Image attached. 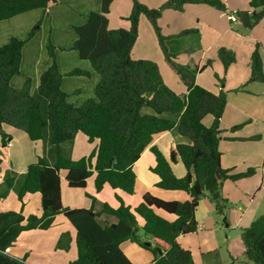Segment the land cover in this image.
Here are the masks:
<instances>
[{"label":"trees","instance_id":"16d2710c","mask_svg":"<svg viewBox=\"0 0 264 264\" xmlns=\"http://www.w3.org/2000/svg\"><path fill=\"white\" fill-rule=\"evenodd\" d=\"M113 1L99 0L101 11L91 12L85 24L74 26L77 40L70 49L82 60L89 61L93 71L100 76L95 97L80 106L69 102L68 94L62 89L63 79L65 76L89 78L91 73L76 68L62 74L57 47L51 37L47 41L51 65L42 73L36 90L32 92L30 77L21 89L11 83L13 78L21 75L23 48L40 31L43 18L25 39L13 36L0 47V127L8 125L22 130L33 142L44 143V155L31 164L26 173L9 170L0 185V199L14 190L21 202L27 194L39 193L42 203L40 216L32 214L26 218L22 212H0V264H28L26 258L9 255L8 248L24 231L50 229L57 215H63L76 230L78 257L68 264H133L121 248L125 242L150 250L154 256L153 264H195L191 251L182 248L178 238L198 231L196 212L200 201L207 196L217 214L225 216L228 200L222 193L223 183L256 172L250 168L244 173L233 174L222 167L220 125L227 94L223 89L214 94L197 84L198 68L176 61L177 55L170 53L167 47L169 38L163 35L159 25L166 9L183 11L187 5L203 4L226 11L225 4L221 0H166L159 8H150L139 0H131L132 11L127 17L130 28L111 29L109 14ZM248 2L250 28H253L264 20V0ZM58 3L59 0H0V22L37 9L43 10L45 17L51 5ZM142 16L153 27L167 63L187 86V94H177L165 83L156 62L133 59L132 50L139 36ZM194 32L196 30H185L175 37ZM218 55L225 71L235 62V54L230 50L222 48ZM250 80L264 82L259 44L252 55ZM145 109L151 113H146ZM208 115L213 117L210 127L203 122ZM241 127L235 126L231 130ZM175 129L188 141H169L167 155L156 146L151 147L157 136ZM0 133L5 148L9 138L2 130ZM79 133L91 143L97 141L98 147L90 156L74 160L71 150ZM259 139V135L250 138ZM148 148L155 158L151 171L158 177L156 188L184 192L189 196L188 200L167 201L147 192L134 209L121 199L118 207L105 204L100 213L93 208L64 207L61 171L66 172L65 181L70 189H85L88 179L95 174L97 192L109 186L134 195L137 176L133 165ZM2 163L0 157V171ZM175 164L185 166L186 176L175 175L172 168ZM103 214L114 216L118 221L103 226L99 223ZM138 217L143 220V229L152 238L154 247L146 246L138 237V229H134L138 226ZM241 237L246 259L253 264H264V216L257 217L243 229ZM68 242L69 238L64 234L57 247L68 249Z\"/></svg>","mask_w":264,"mask_h":264},{"label":"crops","instance_id":"0c3cea01","mask_svg":"<svg viewBox=\"0 0 264 264\" xmlns=\"http://www.w3.org/2000/svg\"><path fill=\"white\" fill-rule=\"evenodd\" d=\"M95 1L85 0L82 7H77L72 0L70 8H67L65 1L61 0L57 8L51 6L48 9V12L53 14L52 23L55 25L54 30L56 29L53 31L52 41H54L55 46L60 48L58 50L61 54L63 53L62 50L70 49V46L77 40V34L75 35L69 30L68 33H70L71 39L62 42V32L57 30L62 25L64 26L65 22L72 26L85 24L92 10L98 9L95 6ZM139 1L150 8H159L166 0ZM221 1L225 4L226 11H220L203 4L187 5L183 11L166 9L159 20V25L163 35L169 38L167 47L170 53L177 55L176 61L181 65L198 68L197 84L214 94H219L222 89L227 94V105L220 125L222 133L219 149L222 153V167L231 170L233 174L244 173L250 168L256 170V173L251 177L236 181L226 180L222 186L223 196L227 200L236 203L235 209L231 210V213L227 211L224 220L228 222L226 225L228 232L225 231V237L228 241L233 240L232 244L229 245L230 252H236L235 254H237L239 249L242 250V247L245 251L241 232L257 218L260 207L255 211H253V207L256 199L264 189V142L263 139L259 141L250 140L253 136L264 135V124L259 125L264 120V82L250 80L252 55L258 44L260 45L264 72V20L250 28L251 8L248 0ZM131 11V0H114L109 14V27L111 29H129L130 23L126 19ZM230 11L239 12L238 22L232 23L228 19L226 12ZM33 13L35 14L31 15L30 11L0 22V47L8 43L13 36L24 39L28 35L33 22L37 21L39 17L41 18L44 11L37 9ZM237 27H240L241 30ZM245 27L251 31L248 35L242 29ZM190 29L196 30V32L179 38L175 37ZM43 30L44 26L23 48L21 75L13 78L11 82L16 89H21L26 78L30 77L32 78V92H34L40 84L42 73L51 65V59L48 55L41 56L42 48L47 53V36L44 35L41 45L40 38L38 40V37H42ZM36 41H38L36 46L39 45V49H41L39 55L35 53L37 49L34 48V43ZM222 48L235 54V62L227 71H225L218 55L219 50ZM68 55L71 62L64 61V57L57 59L62 74L66 75L76 68L91 73L89 78L65 76L63 79L62 89L68 94L69 102L75 106H80L86 100L95 97V88L100 76L93 71L89 61L78 58L76 54L71 53ZM132 57L133 59H148L156 62L165 83L173 91L180 95L188 93L187 86L167 63L154 29L144 16L140 19L139 36L132 50ZM205 65L207 67L202 70L201 68ZM222 81L223 84H221ZM144 111L151 113L149 109ZM203 122L207 127H210L213 124V117L208 115ZM239 125H242L240 129L230 130L231 127ZM1 130L5 132L9 139L7 146L4 148L0 133V157L3 161L0 171V185L4 182L7 171L13 170L20 174L26 173L29 166L36 163L39 157L44 155L42 142H33L24 131L8 125H2ZM172 140L188 141L186 138L179 136L175 129L157 136L151 147L156 146L167 155L166 145ZM87 141V137L83 134L76 135L71 150L72 159L79 160L88 157L97 150V141L92 143ZM78 145L85 149L79 155L76 153ZM154 164L155 158L150 148H148L133 165V170L137 176L135 194L125 197H119L115 193L118 190H113L109 186H105L100 192H97L94 186L95 174L90 177L91 179H88L85 189H70L65 181L66 172L61 171L62 203L64 207L70 209L93 208L95 212L100 213L103 211L105 204L113 208L118 207L120 199L131 209H134L141 203L143 195L147 192H151L167 201L188 200L189 196L184 192H170L156 188L158 177L151 171ZM172 168L179 178L187 174V169L182 164L172 165ZM103 196H107L108 199L106 200ZM204 199H207V196ZM263 202L264 196L261 197L259 205ZM8 211L22 212L26 218L32 214L40 216L42 214L41 195L39 193L27 194L21 202L17 193L12 190L5 198L0 199V212ZM217 215L212 202L200 201L196 212V219L199 224L198 231L178 238L181 247L191 251L195 264H224L222 260L219 262L212 261V256L219 250L217 232L220 226ZM163 216L172 219L167 214ZM99 221L106 225L116 223L118 220L114 216L103 214ZM64 234L69 238L68 249L57 247L58 241ZM183 244L188 245L184 247ZM133 245L136 244L125 242L121 246L130 261L133 264L148 262L149 257L140 254V252H134L136 250ZM138 247L140 248V246ZM232 247L235 248L234 251ZM126 250L129 251L130 255ZM7 253L20 259L26 258L28 264H68L78 257L76 230L63 215H57L52 227L48 230L35 229L22 232L14 245L8 248ZM135 254L141 256V259L133 257Z\"/></svg>","mask_w":264,"mask_h":264},{"label":"rangeland","instance_id":"374dc122","mask_svg":"<svg viewBox=\"0 0 264 264\" xmlns=\"http://www.w3.org/2000/svg\"><path fill=\"white\" fill-rule=\"evenodd\" d=\"M60 1L61 0H59V3H60ZM65 1V4H66V6H67V8H70V4H71V2H72V0H63V2ZM67 1V2H66ZM74 2H75V5L77 6V7H82V5H83V2L85 1V0H73ZM132 2V1H131ZM52 7H56L57 8V6H59L58 4H53V5H51ZM95 6L96 7H98V9L96 10V9H93L92 10V12H100L101 10H100V8H101V6H100V3H99V0H96L95 1ZM36 12V11H35ZM32 14H35V13H33V11H31V15ZM44 15V14H43ZM38 17H39V14H38ZM41 18H43L42 19V25H41V29L43 28V26H44V30H43V32H42V37H38V40H39V38H40V45H41V43H43V40H44V35H46L47 36V41H48V37H51V41H52V35H53V31H55L54 30V26L55 25H53V23H52V20H53V14H51V13H49L48 12V15L47 16H45V17H41ZM40 17L38 18V20L37 21H39L40 19H41ZM127 21H129L128 19H126ZM37 21H35V22H33V26H32V28L35 26V24L37 23ZM64 23V22H63ZM62 23V24H63ZM130 23V22H129ZM246 28V29H245ZM245 28H242L243 29V31H244V33L246 34V35H248L249 34V32L251 33V31H250V29H248L247 27H245ZM40 29V30H41ZM116 29H119V28H116ZM237 29H239V30H241L240 29V27H237ZM69 30L71 31V32H73V34H75L76 35V33H75V30H74V26H72V25H68L67 24V22H65V24H64V26L62 25L57 31L58 32H62L61 33V41L62 42H64V41H69V39H71V35H70V33H68L69 32ZM64 31V32H63ZM39 36H41V35H39ZM27 37V36H26ZM25 37V38H26ZM24 38V39H25ZM76 38H77V35H76ZM38 41H36L35 43H34V48L35 49H37L36 51H35V53L37 54V55H39L40 54V51H41V49H39V45H37L36 46V44H38L37 43ZM45 42H46V40H45ZM52 43L54 44V41H52ZM70 45H72V44H70ZM57 47V46H56ZM71 47V46H70ZM58 49H60V48H58L57 47V50H56V55H57V59L59 58V57H64L65 59H63L64 61H67V62H71V59H70V57H69V55L68 54H76V56L79 58V56H78V54L76 53V51H73V50H71V49H69V50H62V54L59 52V50ZM61 54V55H60ZM48 54L46 53V51H45V49H43L42 48V52H41V56H47ZM49 56V55H48ZM262 122V123H261ZM260 123H259V125H263L264 124V120L263 121H261ZM240 126H242V125H240ZM233 127H231L230 128V130L232 129ZM232 131V130H231ZM261 135V136H260ZM259 136H260V139L262 140L263 139V142H264V135L263 134H259ZM259 139V140H260ZM258 140V141H259ZM88 142V141H87ZM41 145H44V143L42 142L41 143ZM77 149H76V153H77V155H79L80 153H82V151H84L85 149H82V147L80 146V145H78L77 147H76ZM79 159V158H78ZM256 173V172H255ZM254 175V174H253ZM252 176V175H251ZM251 176H248V177H251ZM92 177V176H91ZM248 177H243V178H248ZM91 179V178H90ZM115 193L116 194H118V196L119 197H125V196H127V194H125V193H123V192H121V191H115ZM114 193V194H115ZM264 196V189H263V191H262V193L259 195V197L256 199V201H255V205H254V207H253V211H255V210H257V208H259L260 207V210H259V212H258V214H257V217H260V216H264V202L261 204V205H259V203H260V201H261V197H263ZM206 197V196H205ZM205 197H203L202 198V200H206V202H211L210 201V199L207 197V199H204ZM103 198H105L106 200L108 199V197L107 196H103ZM201 200V201H202ZM235 205H236V203H233V201H229L228 200V205H227V210H226V214H227V211H230V213H231V210H234L235 209ZM164 215L165 213H161V215ZM231 216H233V215H231ZM217 217H218V219H219V231L217 232V239H218V243H219V250L217 251V253L215 254V255H213L212 256V261L213 262H219L220 260H222L223 262L222 263H224V264H253L252 262H249L247 259H246V257H245V255H244V250H243V247H242V250L241 249H239V252L237 253V254H235L236 252H234V253H232V251L230 252V247H229V245H231L232 244V242H233V240L232 241H228L227 239H226V237H225V231L226 232H228V230H227V228H226V225L228 224V222H227V220H224L225 218H226V215L225 216H220V215H217ZM166 218V217H165ZM137 222H138V226H137V229H138V232H137V235H138V237L140 238V240L142 241V242H144V244L147 246V244L148 243H151L152 245H151V247L153 246L154 247V242H153V240H152V238L149 236V235H147L146 233H145V231H144V229H143V226H141V225H143V220L140 218V217H138L137 218ZM99 223L101 224V225H103L104 226V224H103V222L102 221H99ZM141 223V224H140ZM222 229V230H221ZM241 240V239H240ZM135 244V243H134ZM239 244V243H238ZM184 245V247H187L186 245H188V244H183ZM134 246V248H135V250L136 251H134V252H140V254H144V255H146V256H148L149 257V261L148 262H141L140 264H153V259H154V256H153V253L150 251V250H146V249H144V248H142V247H138L137 246V244L136 245H133ZM148 247H150V246H148ZM183 248V247H182ZM233 248V247H232ZM185 249V248H184ZM234 249L235 248H233V251H234ZM126 252L130 255V253H129V251L128 250H126ZM231 254V255H230ZM231 256H233V258H231ZM133 257H138V258H140L141 259V256H138L137 254H135ZM198 263V262H197Z\"/></svg>","mask_w":264,"mask_h":264},{"label":"built area","instance_id":"2783aa9c","mask_svg":"<svg viewBox=\"0 0 264 264\" xmlns=\"http://www.w3.org/2000/svg\"><path fill=\"white\" fill-rule=\"evenodd\" d=\"M226 15L232 23H236L239 21V15L237 11L226 12Z\"/></svg>","mask_w":264,"mask_h":264},{"label":"water","instance_id":"95a60500","mask_svg":"<svg viewBox=\"0 0 264 264\" xmlns=\"http://www.w3.org/2000/svg\"><path fill=\"white\" fill-rule=\"evenodd\" d=\"M134 229L137 230V227L135 226ZM151 245H152L151 243L147 244V246H151ZM160 253H161V251H160Z\"/></svg>","mask_w":264,"mask_h":264}]
</instances>
